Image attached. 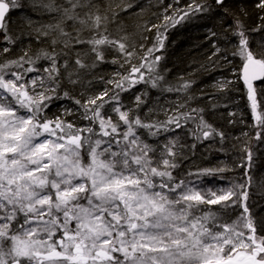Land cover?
Listing matches in <instances>:
<instances>
[{"label":"snow or ice","instance_id":"obj_1","mask_svg":"<svg viewBox=\"0 0 264 264\" xmlns=\"http://www.w3.org/2000/svg\"><path fill=\"white\" fill-rule=\"evenodd\" d=\"M253 4L250 11L226 0H156L163 11L149 24L140 22L145 8L130 11L135 0H29L40 19L25 14L17 23L9 14L24 5L0 0V55L28 39L20 55L0 62V264H264V174H253L251 148L252 131L264 141V0ZM204 17L219 29H207L208 64L169 80L156 55L166 34ZM103 64L118 67L96 73ZM221 66L232 67L235 80L212 87L223 92L242 81L253 120L228 113L229 124L239 116L249 129L231 149L205 108L191 107L207 95L191 93V77ZM94 82L103 90L90 92ZM139 84L145 89L125 104L123 94ZM149 89L159 93L154 100ZM166 93L180 95L161 104ZM56 101L75 107L61 104L49 116ZM178 129L193 149L212 141L209 152L238 151L242 176L226 177L233 169L220 161L178 178L187 145L179 134L160 140Z\"/></svg>","mask_w":264,"mask_h":264},{"label":"trees","instance_id":"obj_2","mask_svg":"<svg viewBox=\"0 0 264 264\" xmlns=\"http://www.w3.org/2000/svg\"><path fill=\"white\" fill-rule=\"evenodd\" d=\"M21 4L24 7L19 11L10 12L9 16L12 20L17 23L22 22L23 15L31 16L33 19H40V17L36 16L31 9L28 7L29 0H20ZM172 0H164V4L171 3ZM189 0H181V6L188 3ZM137 7L131 9L130 11H139L141 7L145 8V12L143 17L140 19L142 23L143 20H148L149 24L158 23L157 19L152 15L153 12H162L163 8L156 7V0H135ZM226 4L229 7L238 9L240 6H246L251 11L254 7L253 0H226ZM151 5V6H150ZM126 15V14H122ZM219 15V13H217ZM162 19V17H161ZM230 22V21H229ZM125 23L130 26L133 23V20H125ZM252 23V21H249ZM216 25V20L214 18H197L195 21L190 23H185L183 25H178L177 27L170 29L166 34L167 39L165 40L166 48L161 50V52L156 53V55L163 54L164 59L161 63V70L164 68L171 69L168 73L167 78L169 80H174L179 76H185L188 78L189 73H193L194 70L198 69L201 64H208V57L211 55L213 49L211 45L207 42V29L214 28V30L219 31L218 28L214 27ZM131 27L129 31H131ZM149 43L147 46H151V40L155 37V30H153L149 34ZM259 36H255V39H258ZM0 40H2V36H0ZM28 39L24 38L22 41H18L16 45L11 46L12 51L9 54L0 55V62L4 59H13L16 56L21 54V46L27 45ZM33 43H35L33 41ZM1 45V44H0ZM2 46H4L2 44ZM118 55L117 53H109L108 59L111 60L113 56ZM235 64H238L239 61H235ZM118 65L113 64H103L100 65L99 68L95 70L96 73H112L116 70ZM107 78V77H106ZM195 79V84L192 86L190 90L192 94H195L197 97H200V89L203 88L207 95H204L202 98L193 101L191 107H204V118L208 121V123L212 124L214 127L218 129H223L228 133V140L226 142V147L231 149L233 143H235L234 137H240L242 132L249 131V129L244 124H240L238 121L240 119L237 116V123L235 125L229 124V116L228 113L230 111H241L245 112L246 115L244 119L248 124L253 123L250 112L247 110V100L246 97H243V83L239 81L236 85L233 86L230 90H225L223 92L216 91L212 85L215 81L224 78L229 80H235V76L233 75V68L229 66H221L215 68H209L207 72L205 71H197L195 75L191 77ZM91 79V76L88 77ZM104 85L101 83H93L90 92H99L103 90ZM144 84L136 85L133 92L123 94V100L125 104H131L134 100V94L138 93L145 89ZM235 87H239L241 89L240 93H237L234 89ZM79 87H77L76 93L78 94ZM150 96L154 100L158 95V91L155 89H149ZM177 93H166L164 97L161 98L160 103L164 104L165 100H176L178 98ZM243 97V98H242ZM239 100V107L236 104L232 103V100ZM152 101L150 100L149 103ZM218 103L220 106L212 109L211 103ZM64 104L69 108L75 107L71 101H56L53 103L50 108L48 114L49 116L58 113V109L60 105ZM227 104L228 107H224ZM108 112L111 109H107ZM146 108L141 110V115H143ZM163 119L164 117L161 115L159 117ZM67 119L72 120L74 117H67ZM75 119H79L76 117ZM79 123L81 125L87 124V121L80 120ZM193 125L189 124L186 127H192ZM140 134L146 138V133L141 129ZM179 134L181 136V144L187 145L184 149V156L186 159H178V163L180 165L179 168L175 169L174 175L178 178L183 176L189 170L195 171L197 168H206L210 166H214L220 161H223L231 171H227L225 176L229 179L237 178L242 176V170L238 167H235V164L239 163L240 153L238 151H229L227 154L219 153V152H209L208 146L212 143V141H205L203 144L196 143V147L193 149L191 146L194 143V140L189 137L186 133H180L178 129L176 134H165L160 137V140H165L168 136H174ZM251 135L253 136V140L251 142V148L253 150L254 155V167L252 169L253 174L260 178L261 174H264V141H257L254 139L255 131H252ZM218 140V138H217ZM152 142V141H150ZM217 146H219L217 144ZM264 204V201H261Z\"/></svg>","mask_w":264,"mask_h":264},{"label":"rangeland","instance_id":"obj_3","mask_svg":"<svg viewBox=\"0 0 264 264\" xmlns=\"http://www.w3.org/2000/svg\"><path fill=\"white\" fill-rule=\"evenodd\" d=\"M0 47H3L2 44L0 45Z\"/></svg>","mask_w":264,"mask_h":264}]
</instances>
